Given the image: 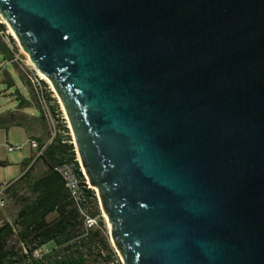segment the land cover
I'll return each mask as SVG.
<instances>
[{
  "label": "water",
  "instance_id": "obj_1",
  "mask_svg": "<svg viewBox=\"0 0 264 264\" xmlns=\"http://www.w3.org/2000/svg\"><path fill=\"white\" fill-rule=\"evenodd\" d=\"M0 17L125 264H264V0H0Z\"/></svg>",
  "mask_w": 264,
  "mask_h": 264
},
{
  "label": "trees",
  "instance_id": "obj_2",
  "mask_svg": "<svg viewBox=\"0 0 264 264\" xmlns=\"http://www.w3.org/2000/svg\"><path fill=\"white\" fill-rule=\"evenodd\" d=\"M5 27L0 24V32ZM13 43V40L9 38ZM15 49L10 48L0 38V57L3 61L13 60ZM44 88V99L49 104V114L59 120L58 108L51 105V94ZM26 85V84H25ZM27 87V85H26ZM16 93H18L16 91ZM18 95V94H17ZM19 107L28 104L18 96ZM38 100V98H37ZM37 119L47 121V113L38 106ZM57 120V121H58ZM58 122V132L46 145L44 152L29 165L23 162L24 173L19 178L17 188H7L17 207L14 215H7L0 207V264H116L117 258L104 236V224L99 218L98 228L85 231L77 208L72 203L65 183L55 168L65 163H77L75 151L65 126ZM17 127H21L17 125ZM42 162L45 172L31 176L34 163ZM4 164V163H0ZM78 176L81 177L78 171ZM86 207L93 217L100 216L94 192H86ZM53 216L48 220V217ZM53 244L44 250L47 244Z\"/></svg>",
  "mask_w": 264,
  "mask_h": 264
},
{
  "label": "rangeland",
  "instance_id": "obj_3",
  "mask_svg": "<svg viewBox=\"0 0 264 264\" xmlns=\"http://www.w3.org/2000/svg\"><path fill=\"white\" fill-rule=\"evenodd\" d=\"M0 23L5 27L4 32H0L1 40L7 44V46L12 50L15 49L13 54V59L11 61H3L0 57V114L4 112L2 118L7 122V125L13 123L24 122V127L34 136H38L39 140L43 142L42 144H48L50 140L57 134L59 126L58 122L62 126L67 128L64 135L69 136V140L72 143L74 151H76V146L74 142V136L72 134L68 118L66 116L65 110L58 98L51 82L47 83L41 78V73H38L32 66L29 55L26 54L19 46L15 37L11 34L9 26L1 19ZM9 38L13 40V43L9 41ZM35 78L41 79L45 84V90L51 94V105H55L58 108L59 120L55 119L51 114L50 118L44 122L41 119L33 118L31 116H38L36 110L38 106H41L37 100V90L35 87ZM48 80V78H46ZM27 87H26V85ZM16 91L18 93H16ZM18 94V95H17ZM18 96H22L28 104L24 107H19ZM47 109L49 110V104L46 102ZM41 108H44L41 106ZM58 120V121H57ZM22 127L12 126L8 128H0V191H2V185L4 183H10L14 181L11 188H17L19 186V178L22 175L24 169L22 163L31 156L34 158V151L30 148L28 142V133ZM10 143L11 145H22V148L14 150L11 153L7 152L5 144ZM77 152V151H76ZM76 157V155H75ZM35 164V163H34ZM45 172V166L42 162H38L34 165L31 172V176L37 177ZM5 207L7 215L12 216L17 211V207L14 201L10 199V196L5 195ZM100 219L104 224V236L107 239L109 247L113 250L116 256V264H125L122 256L118 252L117 248L112 243L109 236L110 225L108 224L106 215L104 211L99 210ZM53 216L48 217V220L52 219ZM53 247V244H47L44 246V250H49Z\"/></svg>",
  "mask_w": 264,
  "mask_h": 264
},
{
  "label": "built area",
  "instance_id": "obj_4",
  "mask_svg": "<svg viewBox=\"0 0 264 264\" xmlns=\"http://www.w3.org/2000/svg\"><path fill=\"white\" fill-rule=\"evenodd\" d=\"M35 82H36L35 87H37L36 90L38 91L37 92L38 102L42 107H44L42 109L47 113L48 118H50L51 115L49 114V111L46 106V101L44 99V88L40 84L41 79L35 78ZM26 143L29 144L30 148L35 153L33 161L40 158V156L44 152V149L47 145L46 143L39 144L35 140H29ZM22 146L23 144L22 145H11V144L5 145L8 153H11L14 150L22 148ZM75 155L76 157L74 161L77 163V166L75 165V163H65L55 168V171H57L59 175L61 176V178L63 179L65 183V187L68 190L70 199L72 203L74 204V206L77 208L78 213L82 218L83 229L85 231H89V230L98 228L100 216L93 217L88 211V208L86 207L87 206L86 205L87 203L86 192L88 190L94 192L95 198L97 199L99 210H101V205H100L95 189H93L88 182V179L83 171V168L81 166V163L79 161L78 154L76 151H75ZM78 171L80 172L81 177L78 176ZM13 183L14 181H11L10 183H4L2 185L3 189L2 191H0V207H3L6 203L5 194H4L5 190L9 188ZM109 236H110V233H109Z\"/></svg>",
  "mask_w": 264,
  "mask_h": 264
},
{
  "label": "crops",
  "instance_id": "obj_5",
  "mask_svg": "<svg viewBox=\"0 0 264 264\" xmlns=\"http://www.w3.org/2000/svg\"><path fill=\"white\" fill-rule=\"evenodd\" d=\"M2 115H4V112L2 113V114H0V128H8V127H12V126H17V125H20L22 128H24L25 130H26V127H24V122H18L17 124L16 123H13V124H11V125H7V122L2 118ZM31 117H33V118H37V116H35V115H33V116H31ZM26 132L28 133V135H29V137H28V141L29 140H35V141H37L39 144H42L43 142H41L40 140H39V137L38 136H34L32 133H30V132H28L27 130H26ZM7 144H10V143H7ZM24 144H26V143H24ZM23 144V145H24ZM6 145V144H5ZM24 162H28L29 163V165L30 164H32L34 161H33V158H31V156L30 157H28ZM38 163V162H37ZM37 163H35V165L37 164ZM23 173H24V171H23ZM22 173V174H23Z\"/></svg>",
  "mask_w": 264,
  "mask_h": 264
},
{
  "label": "bare ground",
  "instance_id": "obj_6",
  "mask_svg": "<svg viewBox=\"0 0 264 264\" xmlns=\"http://www.w3.org/2000/svg\"><path fill=\"white\" fill-rule=\"evenodd\" d=\"M11 34L14 36V34L11 32ZM42 79H44L47 83H49V80L46 79V77L42 74L40 75ZM50 84V83H49Z\"/></svg>",
  "mask_w": 264,
  "mask_h": 264
}]
</instances>
